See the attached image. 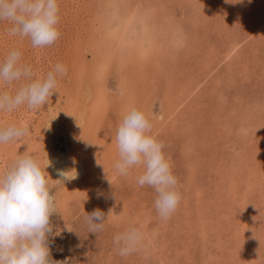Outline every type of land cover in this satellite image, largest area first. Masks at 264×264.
<instances>
[{
	"label": "rangeland",
	"instance_id": "1",
	"mask_svg": "<svg viewBox=\"0 0 264 264\" xmlns=\"http://www.w3.org/2000/svg\"><path fill=\"white\" fill-rule=\"evenodd\" d=\"M58 5L60 37L47 48L9 35V22L0 21V62L17 49L34 78L56 63L68 69L40 109L0 111V127L30 126L27 136L0 144V172L29 153L52 165L45 168L55 200L50 264H264V0ZM89 34L93 47L75 54L76 36ZM102 38L110 62H95ZM233 40L237 48L225 58ZM140 43L149 56L135 55ZM103 97L108 105L99 108ZM133 106L150 120L178 181L181 199L167 220L155 210L154 189L137 185L141 168L121 176L113 167L116 129ZM58 170L77 178L62 183ZM97 209L105 228L91 233L84 217ZM129 227L144 240L122 257L113 237Z\"/></svg>",
	"mask_w": 264,
	"mask_h": 264
},
{
	"label": "clouds",
	"instance_id": "2",
	"mask_svg": "<svg viewBox=\"0 0 264 264\" xmlns=\"http://www.w3.org/2000/svg\"><path fill=\"white\" fill-rule=\"evenodd\" d=\"M59 20L58 0H0V21L9 22L8 34L28 38L33 48H47L59 39ZM67 71L64 64L56 63L46 75L34 78L32 67L21 63V52L10 50L0 62V86L24 83L14 93L0 91V111L10 113L22 105L30 110L40 109L57 92L58 78ZM151 128L143 111L133 106L125 112L116 129L118 159L113 167L121 176L141 168L136 183L154 189L155 210L162 220H167L176 211L181 196L177 178L163 151L165 146L151 134ZM29 132L27 124L0 127V144L22 139ZM51 166L49 160L42 166L29 153L19 155L0 172V264H50L47 236L52 232L49 218L55 212V200L50 195V178L45 168ZM69 172L58 170L62 177L58 181L77 178L76 171L71 175ZM105 220L98 209L84 217L91 233L102 231ZM143 240L140 230L129 227L113 237V244L118 254L126 257L136 252Z\"/></svg>",
	"mask_w": 264,
	"mask_h": 264
},
{
	"label": "bare ground",
	"instance_id": "3",
	"mask_svg": "<svg viewBox=\"0 0 264 264\" xmlns=\"http://www.w3.org/2000/svg\"><path fill=\"white\" fill-rule=\"evenodd\" d=\"M94 21V20H93ZM125 26V24H122L121 25V28H122V30H128L127 28L128 27H124ZM106 28V27H105ZM123 33H124V31H123ZM126 34V33H125ZM95 35L94 34H89V39H85V40H83L82 38H84V37H81V36H76L77 38H76V41H75V44L77 45V46H75L73 49H74V52H75V54L77 53V52H79V51H81V49H86L87 47V49H89V47H93V45H92V41H94V40H92V41H90L93 37H94ZM111 36H113V35H111ZM81 37V38H80ZM98 37V36H97ZM99 38V37H98ZM93 39H95V38H93ZM104 39L102 38V40H101V43L99 42L98 43V47L96 48V50L94 51L95 53H97V55L95 56V62H97L98 60H100L99 62H104V61H108V62H110V60L112 59V54L111 53H109L108 54V52L106 53V52H101L100 50H103V48H102V45L104 44V42L102 43V41H103ZM232 43H231V47H229L228 49H227V51H226V54H225V58H228L229 56H230V54H231V51H234V50H236V48H237V45H238V42L236 43V44H234V42H235V40H233V41H231ZM142 44L140 43V44H138L137 46H135V48L133 49L134 50V53H135V55L136 56H138V57H140V56H149V51H148V49H145L143 46H141ZM96 46V45H95ZM111 46V45H110ZM80 53V52H79ZM95 53H94V55H95ZM101 56V57H103L102 59H103V61H101L102 59L101 58H99V57ZM127 61V60H126ZM125 61V62H126ZM158 64V63H157ZM135 67H136V65H135ZM149 68V67H148ZM79 71V70H78ZM90 72V71H89ZM199 72V71H198ZM197 73V72H196ZM198 74V73H197ZM133 75V74H132ZM199 75V74H198ZM128 77V76H127ZM126 77V78H127ZM196 77V76H195ZM130 79V78H129ZM130 82V81H129ZM177 83V82H176ZM127 84H128V82H127ZM181 83H179V86H177V90H179V92H182V90H184L185 89V86L186 85H184V84H181L182 85V87H184V88H181L180 85ZM129 86V85H128ZM123 91V90H122ZM99 92V91H98ZM123 93V95L125 96L126 94H127V92L126 91H123L122 92ZM101 94V93H100ZM94 95V94H93ZM186 95V94H185ZM174 99V98H173ZM120 101V100H119ZM105 102V103H104ZM107 101L104 99V97H103V99H102V101H100L99 102V108H102L105 104L106 105H108V102L106 103ZM134 102V101H133ZM185 102V101H184ZM68 107H70V106H68ZM107 107V106H106ZM196 108V107H195ZM69 109V108H68ZM96 108H94L93 110L94 111H96V110H99V109H96ZM104 109V108H103ZM128 109V108H127ZM99 111H101V110H99ZM65 112V111H64ZM68 112V111H67ZM66 112V113H67ZM101 113V115H104V111L102 110L101 112H99V114ZM191 113V112H190ZM68 114V113H67ZM69 115V114H68ZM93 117H94V112H93V114H91ZM98 115V114H97ZM73 117V116H72ZM68 119H70V117L68 118ZM72 119V118H71ZM43 124V123H42ZM182 124H183V122H182ZM167 125V124H166ZM104 157V156H103ZM107 162V161H106ZM109 162V161H108ZM2 166H0V168H1ZM46 173H48V172H46ZM111 174V173H110ZM49 175V174H48ZM113 176V175H112ZM117 179V178H116ZM119 180V179H118ZM99 187V188H98ZM98 189H103L102 188V185H98L97 186V188L95 189L96 190V192H98ZM90 190V189H89ZM135 192V191H134ZM201 192V191H200ZM177 210V209H176ZM129 212V210L127 209H125V211H124V214H127ZM141 226V225H140ZM144 233V232H143ZM153 242V241H152ZM155 245V244H154ZM153 247V246H152ZM154 249V248H153ZM248 255H246V259L248 258L247 257Z\"/></svg>",
	"mask_w": 264,
	"mask_h": 264
}]
</instances>
